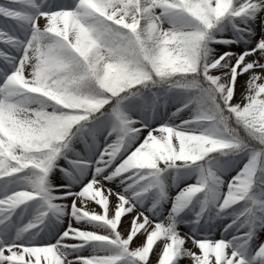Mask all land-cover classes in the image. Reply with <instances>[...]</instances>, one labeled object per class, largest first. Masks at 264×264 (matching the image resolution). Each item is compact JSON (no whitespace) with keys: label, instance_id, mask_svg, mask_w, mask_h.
Wrapping results in <instances>:
<instances>
[{"label":"snow or ice","instance_id":"1","mask_svg":"<svg viewBox=\"0 0 264 264\" xmlns=\"http://www.w3.org/2000/svg\"><path fill=\"white\" fill-rule=\"evenodd\" d=\"M0 46V264H264V0H0Z\"/></svg>","mask_w":264,"mask_h":264},{"label":"rangeland","instance_id":"2","mask_svg":"<svg viewBox=\"0 0 264 264\" xmlns=\"http://www.w3.org/2000/svg\"><path fill=\"white\" fill-rule=\"evenodd\" d=\"M41 23H43V21H41ZM257 31H259V28L258 27H257ZM0 47H2V46H0ZM233 50L234 51H239L240 49L239 48H234ZM241 83H243V80L242 79L238 80V82H237V98H239V91H240V85H241ZM177 123H179V121H177ZM125 223H127V221H125ZM178 230L181 232L182 235L185 232H188L189 231V229L187 227L183 226V225H181ZM216 238H219V235H216ZM136 244L137 243L135 242L133 246H135ZM188 246L191 247L190 241L188 242ZM153 258L155 259V257H153ZM181 264H189V261L187 259H184V260L181 261Z\"/></svg>","mask_w":264,"mask_h":264},{"label":"bare ground","instance_id":"3","mask_svg":"<svg viewBox=\"0 0 264 264\" xmlns=\"http://www.w3.org/2000/svg\"><path fill=\"white\" fill-rule=\"evenodd\" d=\"M217 235H219V234L217 233ZM141 240H143V237H139V239H136L135 242H136L137 244H139V243L141 242ZM157 243H159V242H157ZM153 257H154V256H151V259H154Z\"/></svg>","mask_w":264,"mask_h":264}]
</instances>
